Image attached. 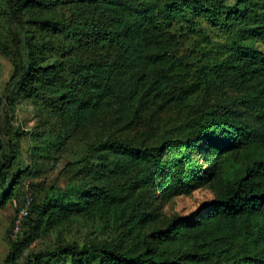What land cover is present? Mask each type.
I'll use <instances>...</instances> for the list:
<instances>
[{
	"label": "trees",
	"instance_id": "obj_1",
	"mask_svg": "<svg viewBox=\"0 0 264 264\" xmlns=\"http://www.w3.org/2000/svg\"><path fill=\"white\" fill-rule=\"evenodd\" d=\"M55 7L68 15L33 19L52 38H28L26 62L15 69L7 91L31 99L69 127L84 128L99 118L132 126L142 112L183 98L190 88L188 64L176 55L177 37L167 29L175 16H196L228 37L201 82L206 91L229 87L237 95L212 101L179 125L174 139L91 145L82 161L88 181L52 191L34 205L30 214L36 220L4 264L40 232L78 216L103 219L120 237L137 239V246L126 251L116 241L65 244L33 255L28 264H264V48L246 43L264 47V0H236L232 6L225 0H15L9 11ZM47 52L58 58L45 65ZM198 141L205 146L201 160L190 155ZM58 144L47 142L45 150ZM165 152L182 171H163ZM11 153L0 163V209L18 184L15 176L3 190ZM204 186L215 199L199 214L158 226L153 191L164 202Z\"/></svg>",
	"mask_w": 264,
	"mask_h": 264
},
{
	"label": "rangeland",
	"instance_id": "obj_2",
	"mask_svg": "<svg viewBox=\"0 0 264 264\" xmlns=\"http://www.w3.org/2000/svg\"><path fill=\"white\" fill-rule=\"evenodd\" d=\"M14 1L0 0V163L4 155L14 151L11 153V167L6 173L3 190L15 176L18 177L13 195L6 206L0 209V264H4L12 246L28 235V223L36 220V215L30 214L34 205L51 196L52 191H62L70 185L88 181L82 169V161L87 157L91 145L106 140L152 145L174 139L178 136L177 127L209 108L212 101L237 95V91L229 87L225 89L214 86L206 91L201 82L207 63L220 57L217 51L221 45L229 43L228 37L218 30L210 29L196 16H175L168 20L167 29L177 37L176 55L188 64L185 83L190 88L183 98L179 102H168L158 109L151 108L142 112L132 126L120 125L114 118H99L84 128L69 127L31 99L10 95L7 91L15 69L26 62L28 38L41 43L51 37L49 32L32 23L33 19L52 15L61 18L68 13L57 7L52 11L10 12L9 6ZM235 2L225 0L228 6ZM52 41L56 45L62 42L61 38ZM246 43L259 50L264 48L251 40ZM44 56L45 65L58 58L54 52H47ZM238 109L243 111V117L249 116L242 106ZM54 141L59 143L58 146L46 151V143ZM200 143H196L197 149L190 150L191 157L199 160L205 155L202 152L205 146ZM171 157V152L164 153L163 171L179 173L183 168L170 163ZM214 199L215 195L208 186L164 202L159 200L157 191L152 192L153 207L160 215L159 227L174 218L195 217ZM120 233L116 226L101 218L74 217L46 232H40L9 264H28L33 255L65 244L80 248L116 241L123 250L135 249L137 239H130L127 235L120 237ZM33 264L69 262L43 261Z\"/></svg>",
	"mask_w": 264,
	"mask_h": 264
}]
</instances>
